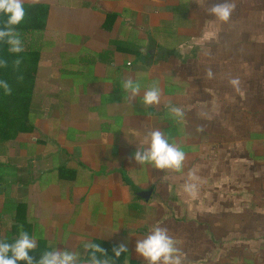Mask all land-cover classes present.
Masks as SVG:
<instances>
[{
	"label": "crops",
	"instance_id": "1",
	"mask_svg": "<svg viewBox=\"0 0 264 264\" xmlns=\"http://www.w3.org/2000/svg\"><path fill=\"white\" fill-rule=\"evenodd\" d=\"M223 2L26 0L33 128L0 143L3 238L22 225L34 260L56 247L84 264L94 241L114 259L127 246L115 264H147L135 244L159 226L183 264H264V0H230L227 23L208 13ZM130 77L134 99L121 86ZM153 86L160 104L145 105ZM157 129L185 152L181 171L134 161Z\"/></svg>",
	"mask_w": 264,
	"mask_h": 264
},
{
	"label": "clouds",
	"instance_id": "2",
	"mask_svg": "<svg viewBox=\"0 0 264 264\" xmlns=\"http://www.w3.org/2000/svg\"><path fill=\"white\" fill-rule=\"evenodd\" d=\"M26 0H0V14L7 17L4 26L0 28V42L6 43L8 51L12 54H19L24 51L20 33L15 30L25 17ZM31 5L38 4L40 0H27ZM235 3L230 0H224L223 3H216L208 8V13L214 16L219 22H229L232 13L235 10ZM22 60L17 58L13 61L14 66L19 69ZM8 61L0 59V67H7ZM211 68L206 70L207 78H213ZM18 79H23L20 76ZM228 83L237 92L240 91L239 77H232ZM122 88L129 93L131 99H134L140 93V84L134 82L130 77L122 82ZM0 88H3L5 95H11V88L6 81L0 80ZM161 92L158 87H150L143 94V103L145 105H159ZM169 114L176 119H182L184 112L180 107L169 104ZM150 142L147 148L138 150L134 153L133 159L140 165L149 164L155 169H170L176 172L181 171L184 161L185 152L169 143L163 132L153 130L149 132ZM196 177L190 176L188 182L183 185V191L190 197H195L198 193V186L194 182ZM37 247L34 237L20 226L18 237L11 243L0 241V264H19L23 261L26 264H81V254L76 251L58 250L56 247L44 251L38 260H34L29 255ZM84 253L87 259L84 264H115L122 253L129 250L125 244L113 246L112 252L114 257H109L106 250L101 244L94 241H87L83 244ZM135 252L143 257L147 264H183L184 254L177 246L175 241L164 227H154L142 239H138L135 244Z\"/></svg>",
	"mask_w": 264,
	"mask_h": 264
},
{
	"label": "trees",
	"instance_id": "3",
	"mask_svg": "<svg viewBox=\"0 0 264 264\" xmlns=\"http://www.w3.org/2000/svg\"><path fill=\"white\" fill-rule=\"evenodd\" d=\"M6 19V16L0 14V28L4 26ZM21 29L15 27L20 33V39H23ZM8 48L6 43L0 42V59L8 61L7 67H0V80L6 81L12 90L11 95H5L3 88H0V143L13 139L19 132H27L33 128L31 94L37 53L30 46L25 47L18 55L10 53ZM17 58L22 60L19 69L13 64ZM20 76L23 77L22 80L18 79ZM0 241L12 242L1 234Z\"/></svg>",
	"mask_w": 264,
	"mask_h": 264
},
{
	"label": "water",
	"instance_id": "4",
	"mask_svg": "<svg viewBox=\"0 0 264 264\" xmlns=\"http://www.w3.org/2000/svg\"><path fill=\"white\" fill-rule=\"evenodd\" d=\"M139 193H141L140 195H142L143 192H139ZM139 193H138V194H139Z\"/></svg>",
	"mask_w": 264,
	"mask_h": 264
}]
</instances>
